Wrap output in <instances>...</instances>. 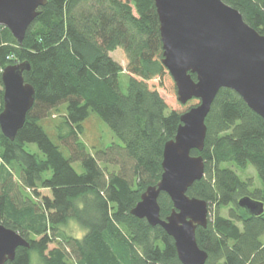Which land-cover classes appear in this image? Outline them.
Masks as SVG:
<instances>
[{"label":"trees","instance_id":"16d2710c","mask_svg":"<svg viewBox=\"0 0 264 264\" xmlns=\"http://www.w3.org/2000/svg\"><path fill=\"white\" fill-rule=\"evenodd\" d=\"M223 1L264 36V0ZM40 11L22 44L0 26V113L7 66L28 62L24 80L36 92L15 140L0 129V224L31 244L6 264H31L33 252L42 264H182L162 227L131 214L146 189L160 181L164 146L175 138L182 114L199 105L193 99L185 111L172 110L148 84L168 72L154 0H47ZM119 48L126 70L111 56ZM122 75L128 78L126 92ZM62 104L66 111L55 112ZM54 113L62 114L59 138L69 146V157L39 123ZM91 113L121 145L88 152L80 136ZM206 125L203 151H191L203 157L205 174L187 192L209 206V224L197 228V243L208 254L206 264H264V213L251 216L238 204L247 197L264 206V119L236 92L221 89ZM27 144H36L42 155L29 152ZM76 161L81 174L72 165ZM249 165L261 186L234 169ZM43 189L52 196H42ZM159 205L165 219L173 203L161 193ZM71 220L85 231L83 237L65 230Z\"/></svg>","mask_w":264,"mask_h":264},{"label":"water","instance_id":"95a60500","mask_svg":"<svg viewBox=\"0 0 264 264\" xmlns=\"http://www.w3.org/2000/svg\"><path fill=\"white\" fill-rule=\"evenodd\" d=\"M163 44L162 64L175 82L182 105L193 99L199 105L181 116L174 139L163 151V174L142 194L131 210L152 227L160 226L175 241L182 264H206L208 254L196 238L198 227L207 228L209 206L191 198L188 190L205 174L202 152L207 135L206 118L221 89L236 92L264 119V36L247 24L242 14L223 0H154ZM47 0H0V26L22 44L28 28L41 14ZM28 62L7 66L2 72L3 111L0 129L14 141L35 102L34 87L26 83ZM196 76V80L192 78ZM169 196L173 209L161 218L159 197ZM239 206L251 216L264 213L262 203L242 198ZM31 244L16 231L0 224V264L14 261L18 248Z\"/></svg>","mask_w":264,"mask_h":264},{"label":"rangeland","instance_id":"374dc122","mask_svg":"<svg viewBox=\"0 0 264 264\" xmlns=\"http://www.w3.org/2000/svg\"><path fill=\"white\" fill-rule=\"evenodd\" d=\"M127 1V0H122ZM112 58L120 63L124 70H126L128 65V60L126 57L125 52L123 49H117L115 52L111 53ZM149 86L153 90H157L160 95L164 98L170 109L177 110L180 112H183L187 109L188 105H182L177 96V89L175 86V82L172 79L171 75L167 72L163 78H155L148 82ZM127 85H128V78L124 75L121 76V87L122 91H127ZM66 111V104H62L59 108V110L55 111L57 113H64ZM57 113H54L53 117H48L45 119H42L39 123L41 126L44 127V130L46 131L47 135L50 137V139L60 147L62 152L66 157H69L71 155L70 148L68 145L64 143V141H61L59 138L60 130L59 125L62 122V117L58 116ZM84 126V132L80 136V139L82 142L85 143L87 150L92 155H95L98 150H104L111 146L113 143L122 144L121 141L116 137L112 129L95 113H91L90 117L83 123ZM26 149L29 152L42 155L40 149L36 144H27ZM74 169L79 173L84 172V168L82 166V163L80 161L73 162ZM234 169L237 171L238 175L241 179L251 180L255 186L259 187L261 186V182L258 178V174L255 170V168L252 165H249L246 170L240 169L237 167H234ZM15 182H18V176L14 175ZM21 193L24 197H27L29 194L26 193V191L23 188H20ZM40 193L42 196H48L51 197L52 193L48 189L40 190ZM224 216H228V211L223 210L222 211ZM65 230L74 236L77 237H83L85 234V231L73 220L70 221V224L65 228ZM55 245L51 244L49 246L50 249L54 248ZM31 264H42L38 254L36 252H33L31 254Z\"/></svg>","mask_w":264,"mask_h":264}]
</instances>
